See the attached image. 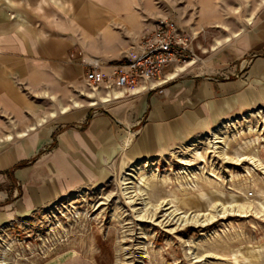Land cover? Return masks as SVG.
Segmentation results:
<instances>
[{
    "label": "crops",
    "instance_id": "obj_1",
    "mask_svg": "<svg viewBox=\"0 0 264 264\" xmlns=\"http://www.w3.org/2000/svg\"><path fill=\"white\" fill-rule=\"evenodd\" d=\"M147 1L0 0V226L63 197L82 175L163 158L258 106L264 7L207 65L170 69L162 90L110 102L91 92L90 65L108 73L152 29Z\"/></svg>",
    "mask_w": 264,
    "mask_h": 264
},
{
    "label": "rangeland",
    "instance_id": "obj_2",
    "mask_svg": "<svg viewBox=\"0 0 264 264\" xmlns=\"http://www.w3.org/2000/svg\"><path fill=\"white\" fill-rule=\"evenodd\" d=\"M263 7L264 0H148L146 18L152 28L168 19L186 29L194 57L179 67H200L232 47ZM246 111L228 133L224 122L199 137L201 155L182 146L134 163L129 189L121 180L132 163L117 161L1 225L0 264H264V96ZM213 132L223 138L216 153L207 150Z\"/></svg>",
    "mask_w": 264,
    "mask_h": 264
},
{
    "label": "built area",
    "instance_id": "obj_3",
    "mask_svg": "<svg viewBox=\"0 0 264 264\" xmlns=\"http://www.w3.org/2000/svg\"><path fill=\"white\" fill-rule=\"evenodd\" d=\"M194 57L192 35L178 23L161 19L140 36L136 49L121 61L106 65L91 64L85 84L88 89L110 102V94L136 95L162 90L170 81V69ZM181 67V66H180ZM121 97L113 95V101Z\"/></svg>",
    "mask_w": 264,
    "mask_h": 264
},
{
    "label": "bare ground",
    "instance_id": "obj_4",
    "mask_svg": "<svg viewBox=\"0 0 264 264\" xmlns=\"http://www.w3.org/2000/svg\"><path fill=\"white\" fill-rule=\"evenodd\" d=\"M251 20V19H250ZM229 40V39H228ZM228 123H232V121H228V122H226L225 123V127L223 128L224 130H225V132L226 133H228ZM230 125V124H229ZM219 128V127H218ZM208 133H210V132H208ZM213 137H214V142H212L210 139H208V137H207V142H208V149L207 150H210L211 152L213 151L214 153H216V151H218L217 150V146H214V145H216V143H218V142H220V141H216V140H221V139H223L221 136H219L218 135V133L217 132H213L212 134H211ZM199 139H201V141L203 140L202 138H195L193 141H191L189 144H185L186 145V149H188V150H190V149H192V150H194V151H196L197 152V154H199V155H201V153H200V151L199 150H197L196 149V145H197V143H198V141H199ZM224 141H225V139H224ZM181 148V147H180ZM222 152V151H221ZM225 154V153H224ZM224 154H222V155H224ZM180 156V155H179ZM165 158V157H164ZM180 161L181 162H184L185 160L183 159V158H181L180 157ZM143 163H145V162H143ZM148 163V162H147ZM146 164V163H145ZM151 164V163H150ZM140 165V164H139ZM138 165V166H139ZM148 166H149V164H148ZM147 166V167H148ZM151 167V166H150ZM183 168V167H182ZM181 168V169H182ZM139 169V168H138ZM137 168H135V167H131V169H129V171L130 172H128V173H124L123 174V178H122V184L125 186V188H128V185L131 183V181L133 180V178H135V176H136V170H138ZM139 171V170H138ZM144 178H146V175H145V172H142V174H141V176L140 177H138V181L137 182H143V180H144ZM134 181V180H133ZM136 182V183H137ZM134 183V182H133ZM135 184V183H134ZM133 185V184H132ZM136 186V185H135ZM129 189V188H128ZM134 190V189H133ZM141 190V189H140ZM135 191V190H134ZM136 191H138V190H136ZM140 192V191H139ZM133 193V192H132ZM131 193V194H132ZM136 193V192H135ZM137 194V193H136ZM131 196H133V195H131ZM135 196V195H134ZM139 196V195H138ZM139 198V197H138Z\"/></svg>",
    "mask_w": 264,
    "mask_h": 264
}]
</instances>
